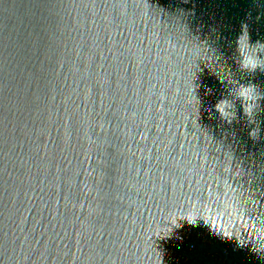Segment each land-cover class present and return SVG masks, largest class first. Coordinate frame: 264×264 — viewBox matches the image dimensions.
Returning a JSON list of instances; mask_svg holds the SVG:
<instances>
[{"label": "water", "instance_id": "95a60500", "mask_svg": "<svg viewBox=\"0 0 264 264\" xmlns=\"http://www.w3.org/2000/svg\"><path fill=\"white\" fill-rule=\"evenodd\" d=\"M0 264H264V0H0Z\"/></svg>", "mask_w": 264, "mask_h": 264}]
</instances>
